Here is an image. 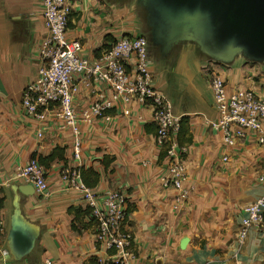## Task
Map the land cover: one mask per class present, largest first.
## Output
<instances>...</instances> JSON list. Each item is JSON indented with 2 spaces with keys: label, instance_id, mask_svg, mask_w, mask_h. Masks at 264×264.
Masks as SVG:
<instances>
[{
  "label": "crops",
  "instance_id": "crops-1",
  "mask_svg": "<svg viewBox=\"0 0 264 264\" xmlns=\"http://www.w3.org/2000/svg\"><path fill=\"white\" fill-rule=\"evenodd\" d=\"M148 34L141 0H76L67 36L80 41L84 53L93 58L120 37ZM45 35L39 0H0L1 209L9 232L13 188L25 185L13 180L17 166L60 149L63 159L44 167L51 197L21 195L22 214L39 230L35 249L22 264H42L45 259L55 264H106L109 253L96 243V227L89 216L82 215L76 222L80 231L73 229L75 214L69 209L87 207L81 195L60 177L65 165L74 164L72 133L59 132L50 122L39 123L22 108L24 89L37 78L41 67L39 47ZM173 52L177 55L167 59L152 45L149 56L154 86L171 101L174 114L187 119L192 135V144L183 145L188 147L185 186L192 188L189 200L182 205L175 203V191L165 183L170 176L169 162L164 148L155 142L153 111L133 102L115 103L108 111L110 121L80 124L84 180L100 195L111 190L127 194L126 226L134 235L129 264H264V225L252 227L242 243L239 239L243 209L262 194V186L249 187L252 179L248 177L244 187H236L237 170L222 173L219 169L238 158L246 166L258 163L259 171L247 174L260 176L264 172V146L248 138L236 147H224L222 134L205 124L218 119L210 74L205 73L210 61L192 43H184ZM188 55L194 56L195 65L190 64ZM216 66L229 89L264 95L263 65L240 56L230 64ZM77 86L74 106L78 112L109 97L107 85L88 86L82 76L77 78ZM90 168L99 173V179ZM222 183L227 185L221 187ZM186 237L190 241L181 249Z\"/></svg>",
  "mask_w": 264,
  "mask_h": 264
},
{
  "label": "built area",
  "instance_id": "built-area-1",
  "mask_svg": "<svg viewBox=\"0 0 264 264\" xmlns=\"http://www.w3.org/2000/svg\"><path fill=\"white\" fill-rule=\"evenodd\" d=\"M39 1L46 30L39 47L41 67L37 78L24 89L22 108L39 123L50 122L57 131L72 133L74 164L62 168L61 181L79 193L86 207L91 210L96 222V243L109 253L106 263L129 264L134 235L126 226L127 194L111 190L100 195L84 183L81 175L84 166L80 124H91L100 119L110 121L108 111L115 108L117 102L124 105L133 102L150 107L156 125L155 142L164 148L169 162L170 176L165 183L175 191V203L182 205L192 194V188L185 186L188 147L178 142L182 118L174 114L171 101L154 86L148 38L120 37L108 50L90 58L84 53L80 41L67 36L74 0ZM216 65L221 63L210 61L206 71L210 74L218 119L206 120V126L222 134L225 148L236 147L248 138H254L260 146H264V95L249 89H229ZM79 76L88 86L107 85L109 97L78 112L74 106V96L78 92ZM124 114L128 115L129 111L126 110ZM223 161H228V158L223 157ZM13 180L33 186L35 193L42 199H49L52 195L46 170L37 158L31 159L26 165L17 166ZM259 181L262 194L243 209L239 232L241 243L252 227L264 225V172L259 176ZM3 189L0 187L1 264H22L13 260L7 246V219L1 209ZM42 264L55 263L45 259ZM234 264L244 263L237 261Z\"/></svg>",
  "mask_w": 264,
  "mask_h": 264
},
{
  "label": "water",
  "instance_id": "water-1",
  "mask_svg": "<svg viewBox=\"0 0 264 264\" xmlns=\"http://www.w3.org/2000/svg\"><path fill=\"white\" fill-rule=\"evenodd\" d=\"M152 45L167 57L184 43L221 64L237 57L264 66V0H141ZM208 14L210 24L196 10ZM13 213L7 246L15 262L26 259L35 249L39 230L22 214L21 195L31 196V185L15 186ZM189 238H183L185 249Z\"/></svg>",
  "mask_w": 264,
  "mask_h": 264
},
{
  "label": "trees",
  "instance_id": "trees-1",
  "mask_svg": "<svg viewBox=\"0 0 264 264\" xmlns=\"http://www.w3.org/2000/svg\"><path fill=\"white\" fill-rule=\"evenodd\" d=\"M150 33V32H149ZM149 40V39H148ZM178 142L180 143L181 146L185 145V144H188V145H191L192 142H193V139H192V135L190 133V130H189V126H188V122H187V119L186 118H182L181 120V130L179 132V135H178ZM60 149H55L54 152L48 156V157H41L39 158V162L41 163V165L45 168H48L50 163L54 162L56 159H63V156L62 154H60L59 152ZM85 168L83 167L81 169V175H82V179L84 181V183L93 189V186H90L87 184V182L84 180V174H85ZM89 172L93 173L96 177H98L99 179V173L96 172L94 169L90 168L89 169ZM1 205H2V202H1ZM69 212L71 213H74L75 214V223L73 224V229L75 231H80L81 229H79L76 225V222H79L80 220V217L82 215H85V216H89V218L91 219L90 222L91 224H95L96 226V222L94 220V218L92 217V213H91V210L87 207L85 210H82V209H76V208H70L69 209ZM24 261V260H23ZM23 261L21 262H18V263H22ZM106 264H112L110 262H107Z\"/></svg>",
  "mask_w": 264,
  "mask_h": 264
},
{
  "label": "rangeland",
  "instance_id": "rangeland-1",
  "mask_svg": "<svg viewBox=\"0 0 264 264\" xmlns=\"http://www.w3.org/2000/svg\"><path fill=\"white\" fill-rule=\"evenodd\" d=\"M75 1L76 0H74L73 3H72V8H73V4H74ZM145 36H146V38L149 39L148 50H150L151 47H152L151 37H150L149 34L148 35H145ZM174 55H177L176 52L170 53L167 56V59H169L171 57H174ZM187 58H188V61L190 62L191 65H195L196 60H195L194 56L188 55ZM205 73L208 74L209 72L208 71H205ZM196 77H197L198 80H200V79L202 80V75L197 74ZM234 162H235V164H234ZM231 164H234V165L231 167ZM258 166L260 167V165L258 163H256V162H254V163L249 162V163H247V166H246V164L240 162V160L238 158H235V159H231L230 163H228V164H225V165L222 164V165H220V168L219 169H220V171L222 173L223 172L225 173V171H229L230 169L231 170L232 169H236L237 170L239 178H237L236 187H244L245 184H243V181H244L245 178H248V177H249V179H252V182L249 183V187H260L259 174L258 175H249V174H247V172L250 171V170H253L254 171L253 173L258 172L259 169H260ZM221 168H224V170H222ZM250 174H251V172H250ZM228 176H229V173H228ZM228 176H227V178H228ZM226 185L227 184H223L222 183V186L221 187H225ZM28 263L32 264L31 261L28 262Z\"/></svg>",
  "mask_w": 264,
  "mask_h": 264
},
{
  "label": "clouds",
  "instance_id": "clouds-1",
  "mask_svg": "<svg viewBox=\"0 0 264 264\" xmlns=\"http://www.w3.org/2000/svg\"><path fill=\"white\" fill-rule=\"evenodd\" d=\"M200 15H202L205 20L210 24V18L208 17V14L206 12H203L202 10L197 9L196 10Z\"/></svg>",
  "mask_w": 264,
  "mask_h": 264
},
{
  "label": "flooded vegetation",
  "instance_id": "flooded-vegetation-1",
  "mask_svg": "<svg viewBox=\"0 0 264 264\" xmlns=\"http://www.w3.org/2000/svg\"><path fill=\"white\" fill-rule=\"evenodd\" d=\"M148 29H149V32H150V34H151V29H150L149 27H148ZM150 34H149V35H150ZM150 37H151V36H150Z\"/></svg>",
  "mask_w": 264,
  "mask_h": 264
}]
</instances>
